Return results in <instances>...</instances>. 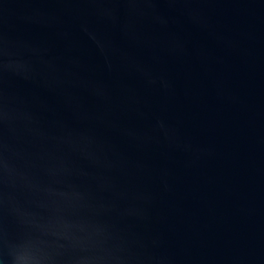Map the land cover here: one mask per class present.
I'll list each match as a JSON object with an SVG mask.
<instances>
[{"label":"water","instance_id":"obj_1","mask_svg":"<svg viewBox=\"0 0 264 264\" xmlns=\"http://www.w3.org/2000/svg\"><path fill=\"white\" fill-rule=\"evenodd\" d=\"M20 222L59 264H264V0H0Z\"/></svg>","mask_w":264,"mask_h":264},{"label":"clouds","instance_id":"obj_2","mask_svg":"<svg viewBox=\"0 0 264 264\" xmlns=\"http://www.w3.org/2000/svg\"><path fill=\"white\" fill-rule=\"evenodd\" d=\"M3 164L8 178L14 186H16V180L19 177L25 181V187H34L28 177L21 173L15 165L10 164L7 159H3ZM51 194L63 195L62 193L55 192ZM49 235L56 239L68 238L66 234L44 230L41 224H24L20 222L17 230L13 234L7 232L0 233V253L5 249L11 248L13 250L11 264H59V261L51 256H41L38 254L42 248L53 246L45 239ZM25 249L32 250L33 258H21V253ZM0 264H4L3 260H0ZM81 264H88V262L81 261Z\"/></svg>","mask_w":264,"mask_h":264}]
</instances>
